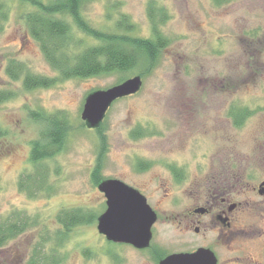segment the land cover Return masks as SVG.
Instances as JSON below:
<instances>
[{
    "label": "rangeland",
    "instance_id": "rangeland-1",
    "mask_svg": "<svg viewBox=\"0 0 264 264\" xmlns=\"http://www.w3.org/2000/svg\"><path fill=\"white\" fill-rule=\"evenodd\" d=\"M1 1L10 11L0 29V91L14 96L0 102V218L22 214L31 225L0 247V264H30L37 247L44 245L53 256L61 233L67 235L57 248L60 264H156L157 253L179 247L169 215L187 204L195 174L210 175L209 166H201H215L218 174L228 164L237 167L239 149L264 146V0H85L81 9L89 25L125 31L132 38L154 39L151 1L167 13L158 30L168 43L152 68L141 60L132 70L88 78H63L29 33L23 14L33 8L19 0ZM67 20L73 52L99 43L79 30L72 17ZM126 20L133 26L128 32V27L120 28ZM12 60L24 66L23 73L54 83L26 89L24 74L13 80L7 73ZM139 74L141 90L115 101L102 128H87L82 119L87 95ZM242 106L252 111L239 126L231 114ZM51 115L66 117L68 135L60 151L40 161L48 179L30 194L20 184L37 170L34 144L49 142L40 116ZM175 161L191 169L187 182L170 187L166 197L164 164ZM105 179L139 189L158 210L150 250L111 243L98 231L106 199L97 186ZM67 210L97 217L68 232L59 221ZM253 244H245L243 252L225 253V263L250 247L259 255Z\"/></svg>",
    "mask_w": 264,
    "mask_h": 264
},
{
    "label": "trees",
    "instance_id": "trees-1",
    "mask_svg": "<svg viewBox=\"0 0 264 264\" xmlns=\"http://www.w3.org/2000/svg\"><path fill=\"white\" fill-rule=\"evenodd\" d=\"M19 1L33 8L23 14V19L26 21L30 35L40 44L47 61L54 69L60 71L63 78H88L114 71L125 72L136 68L141 60H146L149 67L152 68L156 63L158 53L168 43L167 39L158 30L159 24L164 23L166 20V9L157 7L154 1L150 2L148 8L149 17L154 22V39L132 38L125 31L123 33L104 32L92 27L85 20L82 13L81 6L85 0ZM215 1L221 4L225 0ZM9 11V7L0 0V29L3 27V23L9 19ZM68 17H72L79 30L95 37L99 43L78 53L73 52L71 49L73 46V30L67 20ZM123 27H128L125 28L127 32L133 29V26L127 20L121 22L120 28ZM117 29L119 30V28ZM15 63L17 62L14 60L10 61L7 73L13 80L20 79V75L24 74L26 89L48 87L54 83L49 78L35 76L28 71L23 73L24 66ZM12 96L14 95L0 91V102L7 101ZM233 112L234 115L243 118L251 113V111L244 112L240 109L233 110ZM41 119L46 124L44 136L49 142L46 146L40 143L34 144L32 160L37 165V170L33 175L27 174V177H24L20 184L21 189L26 187L25 189L30 194H32V188H41L48 179V172L46 173L44 167L40 166L42 165L40 161L42 162L60 151L68 135L66 117L51 115L49 118L40 116ZM103 125L104 123L99 128H102ZM25 183L27 186H25ZM96 217L95 213L67 210L59 215V221L64 224L69 232L71 227L91 223L96 220ZM9 219L0 218V247L4 246L8 240L26 231L31 225L25 221L22 214L12 215ZM65 235L67 233L59 234L57 244L53 246V256L48 252L46 245L43 246L44 243L41 244L43 247H37L30 264H60V258L57 257V248L64 243ZM160 258L162 256H157L155 259L158 262Z\"/></svg>",
    "mask_w": 264,
    "mask_h": 264
},
{
    "label": "flooded vegetation",
    "instance_id": "flooded-vegetation-1",
    "mask_svg": "<svg viewBox=\"0 0 264 264\" xmlns=\"http://www.w3.org/2000/svg\"><path fill=\"white\" fill-rule=\"evenodd\" d=\"M238 109L252 111L245 106ZM231 115L239 126L247 118ZM253 148L243 147L235 153L237 169L234 164L232 167L228 164V169L224 166V171L217 174L214 172L215 166L208 163L201 166H209L210 175L195 174L191 187H187V204L169 215L171 223L177 228L179 247L171 252L157 253L156 257L162 258L156 264L170 254H194L200 250L214 253L217 264H224L225 253L243 252L251 241L255 243L251 246L259 251V255L256 256L250 247L245 255L228 257V264H264V146L257 148V151ZM245 149H253L252 154L244 155ZM164 165L168 177L163 187L168 186L165 196L169 197L170 187L187 182L191 167L176 161ZM152 208L159 218L158 210ZM151 246L147 249L150 250Z\"/></svg>",
    "mask_w": 264,
    "mask_h": 264
},
{
    "label": "water",
    "instance_id": "water-1",
    "mask_svg": "<svg viewBox=\"0 0 264 264\" xmlns=\"http://www.w3.org/2000/svg\"><path fill=\"white\" fill-rule=\"evenodd\" d=\"M143 85L140 75L108 89L90 92L82 111L89 129H98L115 101L138 93ZM106 198V210L97 219V229L108 241L130 244L137 249L151 246L153 226L158 215L138 189L119 179H105L98 185ZM158 264H217L214 253L200 250L194 254H170Z\"/></svg>",
    "mask_w": 264,
    "mask_h": 264
}]
</instances>
